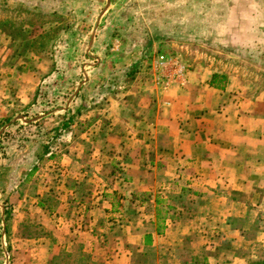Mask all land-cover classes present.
<instances>
[{
	"label": "crops",
	"instance_id": "obj_1",
	"mask_svg": "<svg viewBox=\"0 0 264 264\" xmlns=\"http://www.w3.org/2000/svg\"><path fill=\"white\" fill-rule=\"evenodd\" d=\"M32 1L34 7L57 14L72 4L77 17L91 27L94 15L109 0ZM122 1L119 7L110 1L105 14L111 12L102 21L101 28L120 37L111 45H151L154 54L150 68L138 72L131 66L133 79H127L108 105L111 129L125 124L130 140L141 146L125 151V161L116 164L119 171L131 173L120 182L117 206L120 210L134 202L142 207L144 201L154 205L146 232L140 235L141 247L149 235L151 246L167 240L170 250H182L187 256L183 264H248L229 253L234 248L216 247L226 234L243 238L246 227L264 218V0ZM190 45H215L232 53L223 61L196 55L193 61L199 62L189 65ZM174 59L183 74L165 86L169 77L178 75L179 68L169 63ZM91 155L103 160L105 152L99 149ZM147 174L152 175L150 182ZM91 201L78 202L85 209L71 216L68 232L63 222L58 234V240L63 239L58 251L68 252L73 248H67L66 235L74 233L81 257L76 264H96L105 250L99 244L102 235L90 223L95 209ZM252 212H257L253 218ZM256 236L264 239V229ZM181 240L185 248H174ZM148 249L109 248L103 261L130 264L129 256L143 257ZM156 259L155 264H161ZM25 264L34 263L27 259Z\"/></svg>",
	"mask_w": 264,
	"mask_h": 264
},
{
	"label": "rangeland",
	"instance_id": "obj_2",
	"mask_svg": "<svg viewBox=\"0 0 264 264\" xmlns=\"http://www.w3.org/2000/svg\"><path fill=\"white\" fill-rule=\"evenodd\" d=\"M1 1H6L9 7L20 12L19 16L18 13L0 12V19L7 16L15 22L23 20L27 28L31 27L33 21L22 11L53 14L34 7L31 0ZM110 1L117 3L118 7L123 5L122 0H109L94 15L91 23L89 21L93 24L91 27L77 17L71 9L72 4L65 6V10L61 9L59 14L54 13L59 22L52 26H62V29L54 43L46 45L47 51L33 71L20 70L21 58L17 62L12 58V54L19 51L21 43L19 37H15V32L11 35L15 39L12 46L11 38L0 33L2 264H25L27 259L34 264L78 263L81 257L74 233L66 235L67 248H73L68 252L58 251L59 243L63 242V239L58 240V234L63 229L68 232L71 216L85 209L86 205L80 206L78 202L90 200L95 205L89 214L92 219L90 223L96 228L94 232L102 235L98 238L99 244L105 248L102 255L96 257V264H104L103 252L109 248H150L143 257L136 254L129 256L127 260L130 264H155L156 258L161 264H183L187 260L182 250H170L172 246L167 240H161L156 246L154 243L141 247L140 235L146 232L144 229L151 221L154 205L144 201L142 207L134 202L123 205L120 210L117 206L120 203L117 195L121 189L120 182L131 173L119 171L116 164L125 161V151L141 146L140 142L130 140V129H126L125 124L111 129L109 123L113 115L108 105L111 99L118 98L116 92L125 88L127 78L123 76L131 66L138 72L151 66L154 49H148L151 45L139 49L136 45H124L122 42L116 43L117 48L111 45L116 40L120 41L118 33L101 28L105 16L111 12L110 9L105 14ZM38 34L39 31L32 30L29 39ZM223 48L211 45L204 49L190 45L186 60L192 58L189 65H193L199 62V59L195 62L193 58L202 54L223 61L226 54L232 53L230 49L225 51ZM35 60L38 61V56H35ZM70 116H73L72 124L64 130L61 123ZM121 135L124 137L119 141L117 138H121ZM144 135L149 137L151 134L145 132ZM46 147L48 152L45 153ZM99 149L105 152L103 160L91 155ZM39 157L42 159L37 160ZM101 164L107 169L101 168ZM34 165L36 170L28 175ZM77 168L82 169L83 173ZM150 179L152 175L147 174V181L150 182ZM154 193L155 189L151 195ZM141 198L146 200V197ZM5 207L10 210L6 234L3 222ZM255 214L257 212H252V218ZM143 218L144 221H141ZM81 219L86 220L85 217ZM262 220L264 218H259L252 228L246 227L243 238L238 240L230 234L224 235L218 240L216 248H234V252L231 250L229 253L238 260L247 261L248 264L260 263L264 259V239L261 236L257 238L256 233L263 232ZM65 221L66 226L62 229ZM136 227L142 230L134 232ZM40 248L49 250L42 252ZM155 248H159V251H155ZM174 248H185V243L181 240L179 246L174 245Z\"/></svg>",
	"mask_w": 264,
	"mask_h": 264
},
{
	"label": "trees",
	"instance_id": "obj_3",
	"mask_svg": "<svg viewBox=\"0 0 264 264\" xmlns=\"http://www.w3.org/2000/svg\"><path fill=\"white\" fill-rule=\"evenodd\" d=\"M33 11L34 10L22 11L26 15H29L31 17V20L33 21L31 27L29 26L28 28L25 27L23 20H21V22H15L13 18L9 19L7 18V16L3 19H0V33L11 38V46L14 44L13 40H15L11 36L13 32H15V37H19V39L21 40V43L18 46L19 51L12 54V58L13 60H16V62L19 61V58H21L22 64H19L18 68L25 72L37 69V64L41 60L42 54L47 51L46 45L50 42L51 44H53V41L58 38L57 35L62 29V26H59L60 28L52 26L55 23L59 22V18L56 14L53 13L49 15H44ZM0 12L4 14L18 13L17 16H19L20 11L9 7L6 1H1ZM32 30L39 31V34L35 38L29 39ZM35 56H38V61L35 60ZM133 70V67H131L124 73V76L128 79V81H130L134 77ZM72 119L73 116H70L67 120H64L61 123V127H63L64 130L69 128L72 124ZM5 121L8 122L9 120ZM47 148L48 147L45 148V153L48 152ZM41 159L42 158L39 157L37 160ZM35 170L36 165L33 166L32 170L28 173V175H32ZM3 216V222L5 223L4 233L6 234L8 232L6 222L10 218V210L6 207L4 208ZM144 244L145 246H151V236L148 235L144 237Z\"/></svg>",
	"mask_w": 264,
	"mask_h": 264
},
{
	"label": "built area",
	"instance_id": "obj_4",
	"mask_svg": "<svg viewBox=\"0 0 264 264\" xmlns=\"http://www.w3.org/2000/svg\"><path fill=\"white\" fill-rule=\"evenodd\" d=\"M117 45H118V44H116V43L113 44V46H114L115 48L118 47ZM115 48H113V49H115ZM169 63L173 64L175 67H178L179 70H178V75H176V76H174V77H169V78L166 80V83H164L165 86H168L169 83H170V81H171L172 79H174L175 77H180V76H182V74H183V66L180 65V62H179L178 60H176V59H174V60H170Z\"/></svg>",
	"mask_w": 264,
	"mask_h": 264
}]
</instances>
